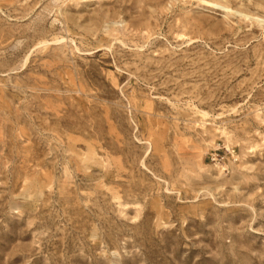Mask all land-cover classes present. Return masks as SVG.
Wrapping results in <instances>:
<instances>
[{"label":"rangeland","instance_id":"1","mask_svg":"<svg viewBox=\"0 0 264 264\" xmlns=\"http://www.w3.org/2000/svg\"><path fill=\"white\" fill-rule=\"evenodd\" d=\"M0 264H264V0H0Z\"/></svg>","mask_w":264,"mask_h":264}]
</instances>
